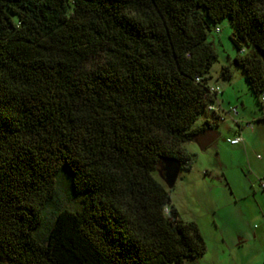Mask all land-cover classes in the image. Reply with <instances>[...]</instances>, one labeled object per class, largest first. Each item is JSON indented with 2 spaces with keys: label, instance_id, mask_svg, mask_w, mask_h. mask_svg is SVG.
<instances>
[{
  "label": "trees",
  "instance_id": "trees-1",
  "mask_svg": "<svg viewBox=\"0 0 264 264\" xmlns=\"http://www.w3.org/2000/svg\"><path fill=\"white\" fill-rule=\"evenodd\" d=\"M227 17L264 103V0H0V264L205 254L159 171L192 168L184 144L217 99L209 35ZM63 185L81 208L62 205Z\"/></svg>",
  "mask_w": 264,
  "mask_h": 264
},
{
  "label": "rangeland",
  "instance_id": "rangeland-1",
  "mask_svg": "<svg viewBox=\"0 0 264 264\" xmlns=\"http://www.w3.org/2000/svg\"><path fill=\"white\" fill-rule=\"evenodd\" d=\"M234 31L227 17L212 24L209 35L219 53L211 84L224 91L215 100L222 119L213 127L220 136L204 150L196 142L185 143L193 154L192 168L181 171L171 189L180 214L198 223L207 245L203 256L186 264H264V103L233 63ZM225 66L231 78L222 75ZM208 116L211 111L203 112L198 124ZM240 127L246 146L229 141ZM61 196L63 206L81 208L82 197L70 196L65 185Z\"/></svg>",
  "mask_w": 264,
  "mask_h": 264
},
{
  "label": "water",
  "instance_id": "water-1",
  "mask_svg": "<svg viewBox=\"0 0 264 264\" xmlns=\"http://www.w3.org/2000/svg\"><path fill=\"white\" fill-rule=\"evenodd\" d=\"M219 138V133L215 129H206L195 135L194 140L198 143L201 149H206ZM182 162L178 158H170L165 162L162 172V178L168 188L172 189L181 173Z\"/></svg>",
  "mask_w": 264,
  "mask_h": 264
},
{
  "label": "crops",
  "instance_id": "crops-1",
  "mask_svg": "<svg viewBox=\"0 0 264 264\" xmlns=\"http://www.w3.org/2000/svg\"><path fill=\"white\" fill-rule=\"evenodd\" d=\"M224 92V91H223ZM223 92H222V94H223ZM216 102V101H215ZM236 108V107H235ZM212 113V117L210 118V116H208L207 118H205L204 120H203V122H202V124H198V121H197V123H196V126H202V125H204L205 124V126H206V128H208L209 126H208V124H214V121H217V120H220V119H222V115H221V112H211ZM209 122L208 124H206V122ZM217 122H219V121H217ZM217 131V130H216ZM218 132V131H217ZM219 133V132H218ZM219 136H220V133H219ZM238 136H241L242 137V141L241 142H239V143H237V144H233V143H231L232 145H243V146H246L245 145V142H246V140H245V138H244V135L242 134V129H241V127L240 128H237L236 129V133L234 134V135H232L231 136V138H236V137H238ZM190 142H196L195 140L194 141H190ZM197 143V142H196ZM184 147L189 151V152H191L189 149H188V147H186L185 146V144H184ZM180 176V175H179ZM174 204V203H173ZM175 205V204H174ZM176 206V205H175ZM178 209V208H177ZM179 211V210H178ZM182 216V215H181Z\"/></svg>",
  "mask_w": 264,
  "mask_h": 264
},
{
  "label": "built area",
  "instance_id": "built-area-1",
  "mask_svg": "<svg viewBox=\"0 0 264 264\" xmlns=\"http://www.w3.org/2000/svg\"><path fill=\"white\" fill-rule=\"evenodd\" d=\"M217 31H220V29L218 28L217 29ZM210 92H211V94H213V95H215V96H218V94H220V93H222L223 92V90H222V88L220 87V86H218V85H210ZM262 100L264 101V96L262 97ZM236 108H234V110H235ZM207 110L208 111H211V112H217V107H216V105H215V101L214 102H212V103H210L208 106H207ZM231 143H233V144H237V143H239V142H241L242 141V137L241 136H238V137H236V138H232V139H230L229 140ZM263 187H264V183H263ZM167 211H168V209H167Z\"/></svg>",
  "mask_w": 264,
  "mask_h": 264
},
{
  "label": "flooded vegetation",
  "instance_id": "flooded-vegetation-1",
  "mask_svg": "<svg viewBox=\"0 0 264 264\" xmlns=\"http://www.w3.org/2000/svg\"><path fill=\"white\" fill-rule=\"evenodd\" d=\"M217 123H218L217 121H214V124H212V125H209V127H208V128H206V129H214V127H213V126H214V125H216ZM206 129H205V130H206Z\"/></svg>",
  "mask_w": 264,
  "mask_h": 264
}]
</instances>
